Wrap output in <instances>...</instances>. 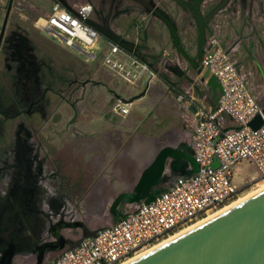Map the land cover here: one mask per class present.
I'll return each instance as SVG.
<instances>
[{"label":"rangeland","instance_id":"374dc122","mask_svg":"<svg viewBox=\"0 0 264 264\" xmlns=\"http://www.w3.org/2000/svg\"><path fill=\"white\" fill-rule=\"evenodd\" d=\"M209 1L212 0L201 1L202 9L207 8ZM7 2L8 0H0V26ZM53 2L54 0H12V6L4 33V43L1 50L0 87L2 99L5 95L9 96L11 92L13 94L14 86L12 83L17 86V91L19 93L14 97L17 104H19V108H17L16 104L15 107L12 108L13 110L11 113L18 110L19 114L12 119H5V117L10 114L1 113V123L3 121L5 124V122L8 121L6 125L9 126L7 128L9 131V134L6 136L7 140L1 142V154L5 152V147L12 146V143L16 140L13 134L14 128L18 127V123L24 122L25 126L32 129L31 136L34 138L26 139V145L31 146V153L33 156L37 158L40 157L38 151L41 143L38 145L36 144L37 140L35 137H37L42 140L41 147L43 150H40L42 153L47 151L52 152V149H54L53 155L58 156L59 159L62 158L64 161L62 164L64 169L59 168L60 176L52 174L49 162L47 163L46 170L40 175L35 174L33 169H31L27 175L22 174L23 177L28 176L30 183L32 182V184H35V195L37 197L35 200H37L39 207L48 209L52 215V219L57 218V212L61 210V213L64 214L66 218L83 220L90 227L96 229L113 221L109 210L110 203L118 193L133 188L137 180L135 174H137L141 166H143L142 161H135L132 158V151H142V133L147 130V126L140 120L145 119V116L143 117L145 114L139 105L133 104L131 106L132 110L130 116L127 117L125 116L126 113H122L117 109V105H119L121 101L128 102L127 105L129 108L130 102L127 99L115 98L114 102H111L109 93L111 90L110 87L113 86L108 81L107 74L112 73V71L102 64V53L97 55L93 60H89L82 53L80 54L77 52L75 47L62 44L56 36L44 30H40L35 26L34 20L39 16H44L45 12L51 9ZM164 2H166V10L159 7L162 8L175 23L178 34L180 32L182 36L180 40L188 41L187 38H184L186 31L189 30L192 34H195L194 27L189 25V21L191 20L190 12L187 9L183 10L176 6L171 0H165ZM143 11L145 13L147 12L146 14L144 13L145 15L143 17L146 19L150 34L147 35V32L142 29L140 31L142 39H148V41L153 42L155 46L161 41L158 39L160 37L158 29L161 26L160 31L162 30L164 35L168 38L165 39L169 40L170 32L166 23L163 21L162 24L161 19L151 11L146 9H143ZM218 11L217 15H215L210 22V29L207 28L206 30V38H208L211 33L212 26H216L217 24L220 28L218 36L225 32L222 30L229 18L227 14L231 13H228L229 11L226 9L224 10V6ZM184 14H186L187 17L185 22L181 21V16ZM130 15L129 12L120 13L114 29L116 30V36L125 38L128 42L127 44L132 46V44H130L131 41L134 42L136 39L134 36L130 35L125 37L127 33H124V31L129 28L128 26L126 27V25L130 22ZM233 19L235 22L233 25L235 29H231L232 34L230 43L239 36L237 30L239 18L233 17ZM40 20L39 18L38 21ZM122 26L123 29H121ZM228 27L231 26L228 24ZM26 29H28V31L30 30L29 33H27L28 35H25ZM15 30H20L26 37V39H22L21 41V47L25 56L27 58L30 56L27 51H32L33 53L30 59L31 62L25 60L24 69L19 74L20 82L18 80L16 82L17 77L12 76L13 73L10 75L13 68L10 67L11 71L9 73L8 70L10 69L4 65L3 61L6 50H9L8 43L13 39L12 34ZM248 35L250 36L249 44L253 45L252 53L257 57L254 61L261 64L260 66L264 72V34L262 35L263 38L260 37L259 33H248ZM151 37L152 40H150ZM243 37L245 38V36ZM108 38L106 34L100 33L96 44L91 46V48L100 52L103 47H107ZM259 43L262 48L258 47ZM170 45H172V41ZM129 50L132 51L133 49ZM171 50L172 51L169 52V54H171L170 57L172 55L175 56L172 57V59L166 60H163L167 58L166 54L159 55L150 50L154 56L158 57L157 63H151L152 69L155 74L158 75L166 74L165 76H170L171 78L181 76L183 81L185 80V85H187V83L190 84L191 76L201 72L203 68L202 64L200 63L199 66L195 68L176 50L174 45L171 46ZM233 50H235V52L231 57L235 60V63L245 76L247 84L250 83L251 80L254 81L259 79L260 77H256L258 70L253 60L247 61L246 66L242 64V62H244L242 58H245L248 54L245 41H243L242 45L235 47ZM187 51L194 54L196 47L187 48ZM10 63L11 66H14L13 61H10ZM46 64H50L51 69L46 67ZM78 68L81 72L80 78L83 80L81 82L80 92H64L65 98L54 103V111L57 112L56 114L58 117H54L53 119L59 120V125L57 124L56 127H62L64 125V128L59 129V132H61L59 135H57L56 132L50 133V136L47 135V137H49L48 141H44L45 135H43V133L46 132L47 126L51 125L49 124L51 117L49 114L44 113L38 119L40 121V127L36 128L30 124L32 116L27 112V106L29 102L33 103L40 95L41 89L52 77V72L69 75L70 72H77ZM199 68H201L200 71H198ZM260 73L261 72H259V74ZM57 74L55 78H60ZM74 75L75 74H72L71 76ZM146 75H149L148 71L144 72L142 78H146ZM37 76L39 81H36ZM118 81L120 84L124 82L121 79H118ZM114 90L118 91L117 88H114ZM98 94L102 97L99 98ZM100 100L102 109L96 107V104H98ZM104 100H107V102ZM107 108H110V111L107 110ZM97 111H101L102 115ZM130 120L132 122H130ZM62 123L63 125H61ZM57 129L55 131H58ZM21 136L25 138L22 133ZM9 151L8 148L7 152ZM47 158L45 157L44 160H48ZM240 165L242 168H237L235 173V180L240 184L239 196L242 194L246 195L255 189L258 183L264 179L258 177V179L260 178L259 180L255 179L248 181L249 174L254 173V166L248 165L243 167L244 163ZM29 166L31 167L30 164ZM11 173L13 172L7 171L3 180L7 182L10 179L9 175H11ZM4 187L7 190L5 184ZM55 209L57 211H54ZM40 220L42 223L46 221L43 215H41ZM26 225L29 228L32 226L29 221ZM43 226L44 225H42L41 228ZM75 230L79 232V229ZM63 231L68 233L70 229L64 228ZM27 249L28 248L25 250ZM25 250H21V247L17 248L11 260L12 264L32 263V253L30 249L27 251ZM54 254L55 253H51L48 258L54 256Z\"/></svg>","mask_w":264,"mask_h":264},{"label":"built area","instance_id":"2783aa9c","mask_svg":"<svg viewBox=\"0 0 264 264\" xmlns=\"http://www.w3.org/2000/svg\"><path fill=\"white\" fill-rule=\"evenodd\" d=\"M90 10L89 2L74 3L69 9L54 1L34 24L89 60L102 53V64L126 81L135 83L145 71L154 74L143 56L112 38L100 52L92 49L100 32L88 21ZM219 29L218 24L212 26L200 60L219 83L217 101L212 107L193 99L189 103L194 108L191 145L198 169L177 175L149 202L134 204L124 216L96 228L93 235L81 236L77 244L56 251L40 264H123L238 198L240 184L235 173L242 168L241 163L243 167L254 166L248 181L264 176V121L256 128L249 124L256 114L264 119V108L249 90L230 51L222 45ZM183 97V93L177 95L178 100ZM127 104L121 101L117 109L127 113Z\"/></svg>","mask_w":264,"mask_h":264},{"label":"flooded vegetation","instance_id":"af4514ba","mask_svg":"<svg viewBox=\"0 0 264 264\" xmlns=\"http://www.w3.org/2000/svg\"><path fill=\"white\" fill-rule=\"evenodd\" d=\"M54 1L67 2L71 7L73 6L74 3L89 2L91 4V10L88 16V21L95 28H97L98 31L100 30L104 32L109 38H113V39L117 38L115 32L116 30L114 28L117 24L118 15L120 13H126V12H129L130 14L145 13L143 9L145 10L147 6L151 4L157 7L160 6L166 10V2H164L165 0H158V1L144 0V2H139L138 0H54ZM171 1H173L176 4V6L182 8L183 10L187 9L190 12L191 20L189 21L190 23L189 25H192L194 27L195 34H192L189 30H187L184 38H187L188 41L181 40V43L186 49L190 48L191 46L195 48L197 45V24H196L197 21L194 14V9L199 3V0H171ZM220 1L221 0L209 1L207 8L205 9H202L201 7L202 2L200 3V9L202 13V16H200V18L206 20L207 22L206 30L207 28L210 29L211 27L210 22L215 17V15H217L219 11H216L211 15L209 13L215 7V5ZM224 3H225L224 10L226 9L229 11L228 13L232 14V15L227 14L229 16V18L227 19V24H229L232 27L235 23L233 17L239 18V26H237L238 32L245 27H249V33H253V34H255L260 29L263 30V28H260V25L264 24V0H225ZM181 19H182L181 21L185 22L187 20L186 14L182 15ZM162 22L163 21L161 20V23ZM160 28L158 30L159 34H160L159 32ZM25 31H26L25 32L26 35L27 33H29L30 30L28 31V29H26ZM144 31L147 32V35L150 34L147 24L146 27L144 28ZM12 35H13V39L10 41V43H8L9 50H6V55L3 56V61H4V65L8 69H10L8 70L9 73L11 71V68H13L12 69L13 71L10 73V75L13 73L12 76L17 77L16 82L17 80L20 82L19 74L24 69L25 60L31 62L30 59L32 58L31 56L33 55V53L32 51H27V53L30 55L28 56V58L23 53L21 47V41L22 39H26V37L23 33L20 32V30H15ZM179 36L182 39L181 34ZM158 39L161 40L160 37ZM243 41H245V47L247 48V52H248L246 57L243 58V61L246 62L247 61L249 62L250 60L254 61V59L257 57L254 56L252 53L253 45L249 44L250 42L249 35L245 36L244 38L243 35L239 33V36L236 37L232 42L231 48H233L234 46L239 47L240 45L243 44ZM3 43H4V34L2 41L0 42V61H1V50ZM138 43L141 45V47L138 48L139 54L146 59L156 58V63H157L158 57L154 56V54L150 52V50L146 45L148 43V40L146 38L145 39L139 38ZM258 47L262 48L260 43ZM10 61L14 62V66H11ZM254 62L253 63L255 64V67H257L258 73L261 72L260 75H262L263 69L260 66L261 64L256 61ZM46 65H47L46 67L51 69L50 64H46ZM56 74L57 73L52 72V77L48 80V83L41 89L40 95L33 101V103L29 102L27 106L28 109L27 112L32 116L31 117L32 120L30 121V124H32L36 128L40 127V121L38 119L44 113L49 114V116L51 117V120L49 121V124L51 125L47 126L46 132L43 133V135H45L44 141H48L49 137H47V135L50 136V133L56 132L57 135H59L61 134V132H59V129L64 128L63 123L61 124L63 125L62 127H58V126L56 127L57 124L59 125V120L53 119L54 117H58V115L56 114L57 112L54 111L55 108L54 103H56L58 100H62L63 98H65L64 92L66 93L80 92L81 90L80 87L82 85L81 82L83 81L80 78L81 72L79 68L77 72L75 73L70 72L69 75L58 73L57 76L60 78H55ZM72 74L75 75L71 76ZM0 78H1V73H0ZM36 81H39L38 76L36 77ZM12 85L14 86L13 94L11 92L9 96L5 95V97H3L2 99H1V87H0V264H1V258L8 249L12 248L13 251L12 257H13L18 247H21V250H25L26 248L30 249V252L32 253L31 264H33V262L36 260L37 255L39 254V251H42L41 254L43 256V260L47 259L51 253L56 252L53 250H49L48 245H46V242H48L53 238L50 229L51 223L57 221L61 217H63L66 221H74L78 219L66 218L64 214L61 213V210L57 212L58 217L52 219L51 218L52 215L49 212V210L45 208L44 209L40 208L37 203V200H35L37 199L35 195L36 193L34 186L35 184H32V182L30 183L28 180V176L23 177L22 174L27 175V173H29L31 169H33L35 174L40 175L42 174L43 171L46 170L47 163L49 162V167L52 174L55 176H60L59 168H63L62 164L64 161L62 160V158L59 159L58 156L53 155L54 149H52V152L47 151L45 153H42L40 151L43 150L41 147L42 140L37 137H35L37 140L36 144L38 145L41 143L38 151V155L40 157L38 156L39 158H37L36 156H33L31 153L32 150L31 146L26 145V139L34 138L31 136L32 129H30L28 126H25L24 122L18 123V127L14 128L13 134L16 140L12 143V146L5 147L4 148L5 152L1 154V142L6 141L7 140L6 136L9 134V131L7 129L9 126L6 125L8 124V121H6L5 124L3 123V121L1 123V113L10 114L7 115L5 119L7 118L12 119L19 114L18 110H15L14 112L11 113V111L13 110L12 108L15 107V105L17 104L14 96L19 93L17 91V86H15V84L13 83ZM16 106L17 108H19V104H17ZM262 107L264 108V104ZM56 129L58 131H55ZM21 133L24 134L25 138H22ZM8 148L10 150L9 152H7ZM45 157L46 158L49 157L47 158L48 160H44ZM29 164L31 165V167L29 166ZM7 171L13 173L9 175L10 179L6 182L3 179ZM166 180H168V178ZM4 184L7 187V190L5 189ZM161 184L164 186L163 183ZM134 204L135 203L129 202L123 198L116 205V211L117 213L124 212L128 208L132 207ZM54 211L57 210L55 209ZM110 213L111 216L113 217L111 211ZM41 215H43L44 218L46 219L44 223H42V221L40 220ZM28 221L32 224L31 228L27 227L26 225ZM42 225L44 226L41 228ZM64 228H68L70 229V231L66 233L63 231ZM75 229H79V232ZM59 232L69 239H77L80 238L82 234V228L81 226H64L59 229ZM66 247H68L67 243L64 244L63 248ZM9 264H12V261H10Z\"/></svg>","mask_w":264,"mask_h":264},{"label":"water","instance_id":"95a60500","mask_svg":"<svg viewBox=\"0 0 264 264\" xmlns=\"http://www.w3.org/2000/svg\"><path fill=\"white\" fill-rule=\"evenodd\" d=\"M138 1L144 2V0ZM201 1L199 0L194 9L197 21V45L194 54L188 52L183 46L175 23L162 8L153 4L146 8L166 23L172 45L195 68L200 64L206 44L207 22L200 18L202 16ZM224 2L225 0H221L217 3L209 14L222 9ZM61 3L72 9L67 2L61 1ZM11 6L12 0H8L0 27V42L3 38ZM99 32L105 35L104 32L100 30ZM115 40L123 47L133 48L139 54L138 48L141 47L139 43L134 44L131 41L132 46H129L127 40L121 36H117ZM200 70L201 68L198 69V71ZM208 72L206 69L205 74ZM214 78L215 76L212 74L210 79ZM263 121L264 119L261 118L260 114H256L249 121V124L256 128ZM170 157L171 160H169ZM181 157L191 165L186 172L187 174L198 169V163L191 152L182 150L179 146L163 145L154 158L142 169L132 190L122 191L113 198L109 206L113 220L125 215L124 212L117 213L116 211V205L121 199L124 198L135 204L152 200L163 188L161 181L167 171V165L182 170L186 162L181 160ZM64 226H81V236H89L95 233V228L90 227L83 220L66 221L61 217L50 225L53 238L46 242L49 250L58 251L64 247L65 243L69 247L77 244L79 238L69 239L59 232V229ZM12 253V248L8 249L1 258V264H9ZM41 253L42 251H39L33 264H40L43 261ZM123 264H264V188Z\"/></svg>","mask_w":264,"mask_h":264},{"label":"crops","instance_id":"0c3cea01","mask_svg":"<svg viewBox=\"0 0 264 264\" xmlns=\"http://www.w3.org/2000/svg\"><path fill=\"white\" fill-rule=\"evenodd\" d=\"M145 14L133 13L129 16L130 22L126 25V27L128 26L129 28L124 31V33H127L125 37L130 35L134 36L137 41L139 38L142 39L140 31L144 29L147 24L146 19L143 17ZM224 26L225 27L222 31L225 32L223 34L221 33V35L219 34V37L222 45L230 51L231 55H233L235 52L233 49L236 46L231 48L232 43H230V38L232 34L231 29L235 28L234 26L228 27V24H225ZM260 28H263V30L260 29L255 34L259 33L260 37L263 38L264 24H261ZM121 29H123V26ZM159 32L161 41H159L155 46L153 45V42L148 41L146 45L149 50L155 52L156 54H166L167 56H165L167 58H164L163 60L172 59L175 55L170 57L171 54H169V52L172 51L170 39H165L167 37L164 35L162 30ZM239 33L243 36L248 35L249 27L241 29ZM150 40H152V37ZM144 59L147 60L149 64L156 62V58ZM242 64L246 66L247 62L244 61ZM205 72L206 68H202L201 72L192 75L190 78V84L187 83V85H185V80L183 81L181 76L171 78L170 76H165L166 74L158 75L155 74V72L152 75H146V78H140L135 83L126 81L114 73L107 74L109 79L108 81L113 86L110 87L111 90L109 93L111 102H114L115 98L127 99L130 102L129 110L125 114L127 117L130 116V112L132 110L131 106L133 104L139 105L145 114L143 115V117L145 116V119L140 120L147 126V130L142 133V151H132V158L135 161L140 160L143 163V166H141L138 173L135 174V178L139 177L144 166H146L154 158L155 154L163 145L179 146L182 150L192 153L191 139L193 134V124L191 122V118L193 116L194 108L189 105V103L191 102V99H193V101L197 100L207 107H212L215 105L220 92V86L217 79H210L212 74L210 72L205 74ZM147 77H150L149 81H147ZM256 77L260 78L254 81L251 80L247 85L249 90L256 96L259 103L263 106L264 72L262 75L258 73ZM118 79H121L124 82L120 84ZM114 88H117L118 91L114 90ZM179 93L184 94V97L181 100L177 99V95ZM98 96L99 98L102 97L100 94H98ZM105 102H107V100ZM96 107L98 109H102L101 100L98 104H96ZM107 110L110 111V108H107ZM97 112L101 114V111ZM223 117H225L227 119V123L230 124V120L225 114H223ZM130 122L132 121L130 120ZM169 160H171V157ZM181 160L184 161L185 159L181 157ZM185 162L186 164L183 166L182 170L178 168H171L168 164L166 167L167 171L164 173L161 183L165 186L172 182L177 175L187 174L186 172L191 165L186 160ZM212 163L213 165H216V159H214ZM167 178L168 180H166Z\"/></svg>","mask_w":264,"mask_h":264},{"label":"bare ground","instance_id":"6f19581e","mask_svg":"<svg viewBox=\"0 0 264 264\" xmlns=\"http://www.w3.org/2000/svg\"><path fill=\"white\" fill-rule=\"evenodd\" d=\"M260 178H264V176H263V177H260ZM260 178H259V179H260ZM259 179H257V180H259ZM262 188H264V179H262V180L258 183V186H257L255 189H253L252 191H250V192L247 193L246 195H245V194H244V195H243V194L240 195L238 198H236L235 200H233V201L230 202L229 204H227V205H225L224 207H222V208H220V209L214 211L213 213L209 214L208 216L204 217L203 219H200V220L197 221L196 223H194V224H192V225H189L188 227L183 228L182 230H180V231L176 232L175 234L171 235V237H173V236L179 234L180 232H182V231H184V230L190 228L191 226L197 224L198 222H201L202 220H205L206 218L212 216L213 214H215V213H217V212H219V211H221V210H223V209H225V208L231 206L232 204H234V203H236V202L242 200L243 198H245V197H247V196H249V195H251V194L257 192L258 190H260V189H262ZM171 237H169V238H171ZM169 238H167V239H169ZM167 239H164V240L161 241V242H164V241L167 240ZM161 242H160V243H161ZM160 243H158V244H160ZM158 244H156V245H158ZM156 245H153V246L150 247L149 249L155 247ZM149 249H146V250L142 251L141 253H138L136 256H138V255H140V254L146 252V251L149 250ZM136 256H134V257H136ZM134 257H132V258H134ZM132 258H131V259H132ZM129 260H130V259H129Z\"/></svg>","mask_w":264,"mask_h":264},{"label":"trees","instance_id":"16d2710c","mask_svg":"<svg viewBox=\"0 0 264 264\" xmlns=\"http://www.w3.org/2000/svg\"><path fill=\"white\" fill-rule=\"evenodd\" d=\"M118 42V41H117Z\"/></svg>","mask_w":264,"mask_h":264}]
</instances>
